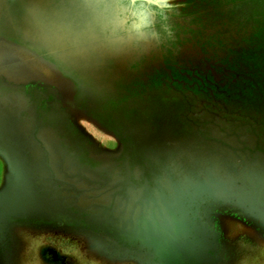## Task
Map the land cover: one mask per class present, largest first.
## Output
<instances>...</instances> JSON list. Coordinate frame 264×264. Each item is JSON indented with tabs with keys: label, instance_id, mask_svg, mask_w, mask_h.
<instances>
[{
	"label": "rangeland",
	"instance_id": "1",
	"mask_svg": "<svg viewBox=\"0 0 264 264\" xmlns=\"http://www.w3.org/2000/svg\"><path fill=\"white\" fill-rule=\"evenodd\" d=\"M86 2L0 0V264H264V0L121 48Z\"/></svg>",
	"mask_w": 264,
	"mask_h": 264
},
{
	"label": "clouds",
	"instance_id": "2",
	"mask_svg": "<svg viewBox=\"0 0 264 264\" xmlns=\"http://www.w3.org/2000/svg\"><path fill=\"white\" fill-rule=\"evenodd\" d=\"M96 33L113 48L141 46L173 35L174 0H87Z\"/></svg>",
	"mask_w": 264,
	"mask_h": 264
}]
</instances>
